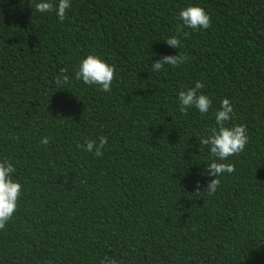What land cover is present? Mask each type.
<instances>
[{
  "label": "trees",
  "instance_id": "obj_1",
  "mask_svg": "<svg viewBox=\"0 0 264 264\" xmlns=\"http://www.w3.org/2000/svg\"><path fill=\"white\" fill-rule=\"evenodd\" d=\"M37 2L0 0V161L22 186L0 264H264V0H70L63 22ZM189 5L210 29L176 31ZM179 52L187 63L152 70ZM88 54L115 66L110 91L75 80ZM196 81L212 105L184 115ZM223 98L248 144L209 196L199 141ZM100 136L102 157L77 146Z\"/></svg>",
  "mask_w": 264,
  "mask_h": 264
},
{
  "label": "clouds",
  "instance_id": "obj_2",
  "mask_svg": "<svg viewBox=\"0 0 264 264\" xmlns=\"http://www.w3.org/2000/svg\"><path fill=\"white\" fill-rule=\"evenodd\" d=\"M70 0H39L34 8L39 13L55 12L58 20L63 22L66 18V10L70 8ZM178 19L181 24L176 31L187 36L183 28L192 30H207L212 27L210 15L205 9L198 5L186 6L178 12ZM168 46L180 48L181 41L176 35L164 39ZM189 57L179 52L178 55H163L160 59L154 60L152 70L159 72L165 65L179 67L187 63ZM66 68H61L55 77L57 88H63L70 83V77ZM115 76V66L110 65L100 57L88 54L79 62L75 70L74 78L83 81L84 84L98 85L102 91L111 90ZM204 87L203 83L196 81L194 87H188L178 92L179 111L186 115L189 108L195 107L201 114L209 111L212 100L199 90ZM233 107L228 98H223L220 107L215 112V126L209 129L207 136L200 138V145L206 146L211 153L212 159L207 165V175L213 177L207 183L209 196L215 195L221 185L220 177L235 171L234 165L226 163L229 157L241 154L248 144L246 126L243 124L226 126V122L232 120ZM18 139V137H16ZM49 138L43 137L40 143L49 144ZM84 151L92 153L96 157H102L108 146V138L100 136L97 139H85L83 144H78ZM16 172L14 165L8 160L0 161V230L4 229L7 222L12 218L17 208V201L21 196V184L13 179ZM101 264H119L116 259L108 258L102 260Z\"/></svg>",
  "mask_w": 264,
  "mask_h": 264
}]
</instances>
